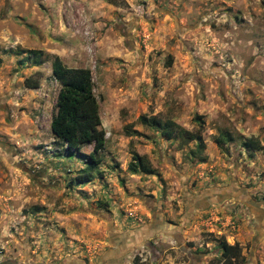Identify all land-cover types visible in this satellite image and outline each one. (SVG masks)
Listing matches in <instances>:
<instances>
[{"label":"rangeland","instance_id":"obj_1","mask_svg":"<svg viewBox=\"0 0 264 264\" xmlns=\"http://www.w3.org/2000/svg\"><path fill=\"white\" fill-rule=\"evenodd\" d=\"M55 55L91 71L89 181L92 144L50 128ZM0 58L2 264H264V0H0Z\"/></svg>","mask_w":264,"mask_h":264},{"label":"trees","instance_id":"obj_2","mask_svg":"<svg viewBox=\"0 0 264 264\" xmlns=\"http://www.w3.org/2000/svg\"><path fill=\"white\" fill-rule=\"evenodd\" d=\"M52 74L59 83V90L50 128L54 135L65 143L70 153L79 151L83 144H92V150L87 154V164L77 176L80 182L89 181L101 161L96 154L104 148L106 139L105 130L101 127L99 105L93 90L91 71L86 67L67 66L59 56L55 55L52 60ZM25 83L29 88L38 86L37 82H31L29 77L25 79ZM151 123L160 126L166 137L173 135L171 122L162 124L160 119L152 118ZM181 133H184L190 140H197L199 150L203 148L204 142L199 134L185 129ZM246 145L257 149L259 142L247 140ZM128 169L132 172L141 170L145 173H152V169L145 165L144 158L137 152L132 154ZM96 173L101 175L100 171ZM220 257L224 264H233L241 259L239 245L223 241Z\"/></svg>","mask_w":264,"mask_h":264},{"label":"flooded vegetation","instance_id":"obj_3","mask_svg":"<svg viewBox=\"0 0 264 264\" xmlns=\"http://www.w3.org/2000/svg\"><path fill=\"white\" fill-rule=\"evenodd\" d=\"M223 189V188H222ZM228 190L229 189H226V191L228 192ZM223 192V191H222ZM203 195H206L205 197H206V199H207V203H209V205L210 204H212V202H217L218 200H219V198H220V196L221 197H224V196H232V197H234L233 196V191L231 192V191H229L228 193H226V192H224V194H222V195H211L210 193H208V192H205V191H203ZM225 198V197H224ZM202 199H204V198H202ZM221 200V199H220ZM175 238H177L176 240H178V242H180L181 240L180 239H178V238H180V235L178 234L177 235V237H175ZM234 244V243H233ZM238 244V243H237ZM150 245V244H149ZM179 246H180V248L182 249V250H187L188 252L187 253H190V249H189V246H187L186 244H183V243H180L179 244ZM4 264H9V263H6V262H3ZM0 264H2L1 262H0Z\"/></svg>","mask_w":264,"mask_h":264}]
</instances>
